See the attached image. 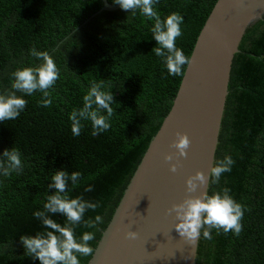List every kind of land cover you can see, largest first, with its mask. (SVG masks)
Here are the masks:
<instances>
[{"label":"trees","instance_id":"16d2710c","mask_svg":"<svg viewBox=\"0 0 264 264\" xmlns=\"http://www.w3.org/2000/svg\"><path fill=\"white\" fill-rule=\"evenodd\" d=\"M216 0H159L161 17L179 13L183 35L176 40L186 56ZM115 5L112 0H106ZM101 0H0V94L10 88L11 73L36 66L29 50L47 51L60 70L51 93H17L27 101L14 120L0 122V154L17 148L23 171L0 175V264H39L24 255L21 235L44 231L33 212L43 210L55 171L82 173L72 198L99 202L85 219L100 215L96 229L76 227L79 238L95 233L92 247L133 166L166 115L181 76L168 75L152 49V21L121 8L100 11ZM111 85V127L92 134L90 122L79 136L71 133L69 114L83 106L91 82ZM105 90H108L107 88ZM226 155L234 164L222 174L221 190L230 189L245 206L239 236L214 229L208 264H264V33L240 60L232 94ZM91 185L93 191L84 189ZM63 224L64 218L53 217ZM87 257H80L84 264Z\"/></svg>","mask_w":264,"mask_h":264},{"label":"water","instance_id":"95a60500","mask_svg":"<svg viewBox=\"0 0 264 264\" xmlns=\"http://www.w3.org/2000/svg\"><path fill=\"white\" fill-rule=\"evenodd\" d=\"M100 11L118 4L101 0ZM264 33V0H216L185 66L177 92L157 131L133 166L84 264H208L212 239L189 245L174 230L168 214L187 195L185 181L196 172L206 177L226 155L232 94L242 57ZM190 140L187 156L170 147L176 134ZM165 155H174L165 162ZM179 163L169 171L170 163ZM222 176L191 195L221 191ZM128 231L136 239L126 238ZM214 229L212 230L213 238Z\"/></svg>","mask_w":264,"mask_h":264},{"label":"clouds","instance_id":"9594fccd","mask_svg":"<svg viewBox=\"0 0 264 264\" xmlns=\"http://www.w3.org/2000/svg\"><path fill=\"white\" fill-rule=\"evenodd\" d=\"M112 2L133 16L139 12L153 22L150 31L156 46L152 52L161 59L168 75L184 76L185 66L190 64V57L176 46V40L183 35L181 29L183 17L173 12L162 18L155 8L159 0H112ZM29 52L39 63L36 66L17 68L11 73L10 88L4 89L0 94V122L18 118L25 109L27 101L17 93L32 95L41 92L43 94L41 106L47 108L52 105L49 89H52L60 78V70L47 51H37L32 47ZM106 88L108 90H105ZM82 102L83 106L72 109L68 117L72 135L76 137L81 134L84 121L90 122L93 135L107 131L111 127L110 119L114 115V109L111 107L114 104L111 85H106L102 80L91 82ZM176 137L170 147L176 150L174 155L185 158L190 140L186 134L177 133ZM174 155H165V162H171ZM233 164L232 157L225 155L210 168L207 177L201 172L188 177L185 181L187 195L182 202L173 204L168 209V214L174 215L177 221L173 225V230L187 244L194 246L201 235L211 240L213 229L217 234L221 231L225 234L232 232L236 236L242 232L241 221L247 209L234 200L230 195V189L224 188L211 194L203 191L199 196L191 195L209 183H218L222 174L231 171ZM23 166L21 153L17 148L12 147L0 154V175L4 177H9L12 173L19 175L23 171ZM178 166V161L170 163L169 171L175 173ZM81 178L82 173L79 171L69 174L65 170H58L51 175L48 189L54 192L47 195L43 210L33 212V216L41 222L45 230L37 232L34 236H20L24 255L39 261V264H80V257L93 256L95 249L90 246V242L94 240L95 233L86 231L78 238L75 230L80 225L96 229L103 223V218L100 215L94 219L84 218L86 211H95L100 206L99 202L85 200L83 196L72 198L69 195V184L74 188ZM84 191L91 192L93 187L89 185ZM55 216L63 217L65 222L58 223L53 218ZM126 238L136 239V232L128 231Z\"/></svg>","mask_w":264,"mask_h":264}]
</instances>
